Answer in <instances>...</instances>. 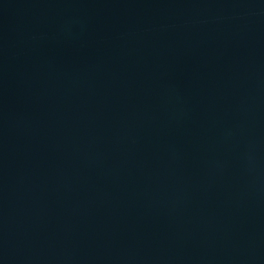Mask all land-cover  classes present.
<instances>
[{"label": "water", "instance_id": "obj_1", "mask_svg": "<svg viewBox=\"0 0 264 264\" xmlns=\"http://www.w3.org/2000/svg\"><path fill=\"white\" fill-rule=\"evenodd\" d=\"M0 264H264V0H0Z\"/></svg>", "mask_w": 264, "mask_h": 264}]
</instances>
